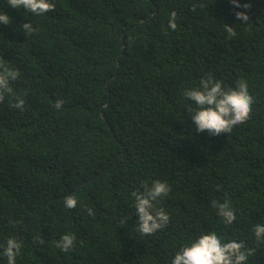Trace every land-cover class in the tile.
<instances>
[{
    "label": "trees",
    "instance_id": "1",
    "mask_svg": "<svg viewBox=\"0 0 264 264\" xmlns=\"http://www.w3.org/2000/svg\"><path fill=\"white\" fill-rule=\"evenodd\" d=\"M51 2L54 12L36 15L0 0L11 18L0 59L20 72L0 103V253L16 238V264H172L216 232L244 242L247 264H264L253 231L264 224V0ZM209 74L226 90L246 81L254 97L249 120L218 136L196 131L185 95ZM156 180L170 185L156 203L170 221L141 235L132 193ZM213 200L231 202V225ZM66 233L68 252L56 246Z\"/></svg>",
    "mask_w": 264,
    "mask_h": 264
},
{
    "label": "clouds",
    "instance_id": "2",
    "mask_svg": "<svg viewBox=\"0 0 264 264\" xmlns=\"http://www.w3.org/2000/svg\"><path fill=\"white\" fill-rule=\"evenodd\" d=\"M234 7H241L237 0H231ZM8 5L16 9H24L36 15H43L55 11V4L51 0H8ZM203 5H201L202 7ZM195 7V5H194ZM247 9L250 4L242 5ZM236 19L242 23L250 21L249 15L244 11L235 12ZM11 18L5 13H0V23L9 24ZM169 27L172 30L177 28L176 12H172L169 19ZM21 29L27 36L36 31L32 24L24 23ZM228 36L234 37L236 32L232 26L225 25ZM20 76V72L6 65L0 59V103L5 99V94L15 96L10 81H15ZM196 105L191 118L197 132L207 131L213 136L222 133H230L234 126L246 123L252 112L254 97L248 91L247 82L240 80L237 86L226 90L220 81H214L209 74L207 79H202L199 88H193L185 92ZM25 101L23 97H17L14 107L23 110ZM63 100H57L55 107L60 109ZM143 191L132 193L135 198L134 207L139 217L138 231L141 235H153L157 230L163 229L170 221L169 214L163 208H156V203L170 193V185L159 180L153 181L151 186L147 183L142 185ZM65 207L74 209L77 199L68 196L64 201ZM212 205L217 209L218 215L222 217L226 225H231L236 220L235 209L231 202L225 200L220 203L212 201ZM89 215H94L91 209ZM123 221L122 223H125ZM257 241H264V224L256 223L253 229ZM43 243V240H40ZM75 238L72 234H64L57 247L64 252H68L74 247ZM22 245L16 238H9L3 247V255L7 258V264H16V257L20 254ZM243 241L229 240L225 242L216 232L201 234L189 245L182 247L174 256L172 264H247L248 251L244 250Z\"/></svg>",
    "mask_w": 264,
    "mask_h": 264
}]
</instances>
